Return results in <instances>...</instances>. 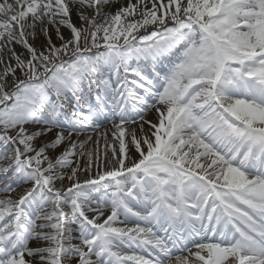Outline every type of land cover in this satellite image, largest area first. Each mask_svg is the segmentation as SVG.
<instances>
[{
	"label": "snow or ice",
	"instance_id": "6c2138e0",
	"mask_svg": "<svg viewBox=\"0 0 264 264\" xmlns=\"http://www.w3.org/2000/svg\"><path fill=\"white\" fill-rule=\"evenodd\" d=\"M0 181V264H264V0H0Z\"/></svg>",
	"mask_w": 264,
	"mask_h": 264
},
{
	"label": "rangeland",
	"instance_id": "374dc122",
	"mask_svg": "<svg viewBox=\"0 0 264 264\" xmlns=\"http://www.w3.org/2000/svg\"><path fill=\"white\" fill-rule=\"evenodd\" d=\"M74 19H75V17H74ZM18 50H20L19 49V46H18V48H17ZM107 123V122H106ZM106 123H104L103 124V129L101 130V131H107V130H109L110 129V127H108V126H106ZM30 131H32V130H35L34 128H31L30 127V129H29ZM84 132H86V133H88V135H92V137H93V140L94 139H96V133L95 132H93L91 129H86ZM75 138V137H74ZM47 139H51V134H49V137L47 138ZM80 139H81V137H80ZM42 142H46V140H38L37 142H36V144H37V146H39ZM109 142H111V135H110V133H109ZM94 148V146L92 147V149ZM104 151V150H103ZM84 177H81V179H83ZM68 185H66V187H67ZM0 187H3V182L2 181H0ZM22 188H19V189H17V192H14V193H12L11 195H12V198L13 199H16V198H18V194H21L22 193Z\"/></svg>",
	"mask_w": 264,
	"mask_h": 264
},
{
	"label": "bare ground",
	"instance_id": "6f19581e",
	"mask_svg": "<svg viewBox=\"0 0 264 264\" xmlns=\"http://www.w3.org/2000/svg\"><path fill=\"white\" fill-rule=\"evenodd\" d=\"M54 39H55V37H54ZM17 48H18V46H17ZM148 119H152V120H154V119H155V116H154L153 114H149V115H148ZM106 126H108V127L111 128V123H110V122H107V123H106ZM102 129H103V125H102L101 130H102ZM87 135H88V133L84 132V134L81 136V139H84ZM95 140H96V139H94V141H95ZM103 145H104L103 140H100V143H99V151L101 152V157H100L101 160H103V155H102L103 150H104ZM93 146H94V148L96 147L94 144H90V145H89V148L92 149ZM109 151H110V150H109ZM101 170H103V169L101 168ZM92 171H93V174H94L95 171H96V168L94 167Z\"/></svg>",
	"mask_w": 264,
	"mask_h": 264
}]
</instances>
